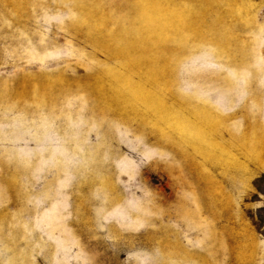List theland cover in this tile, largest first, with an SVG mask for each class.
Instances as JSON below:
<instances>
[{
	"label": "rangeland",
	"instance_id": "374dc122",
	"mask_svg": "<svg viewBox=\"0 0 264 264\" xmlns=\"http://www.w3.org/2000/svg\"><path fill=\"white\" fill-rule=\"evenodd\" d=\"M0 264H264V0H0Z\"/></svg>",
	"mask_w": 264,
	"mask_h": 264
}]
</instances>
